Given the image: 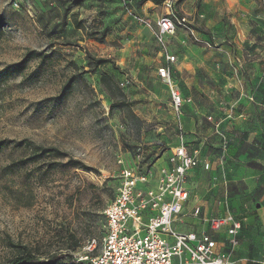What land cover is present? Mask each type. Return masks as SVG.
I'll list each match as a JSON object with an SVG mask.
<instances>
[{"label":"rangeland","instance_id":"obj_1","mask_svg":"<svg viewBox=\"0 0 264 264\" xmlns=\"http://www.w3.org/2000/svg\"><path fill=\"white\" fill-rule=\"evenodd\" d=\"M158 1L0 0V139L28 138L69 155L53 169L41 160L7 173L5 165L22 154L10 147L0 151V264L27 249L42 257L70 251L75 242L78 260L95 255L122 169L154 171L180 144L179 113L157 72L177 39L159 32L157 18L172 8ZM195 7L205 19L217 13L204 0ZM232 7L224 13L248 18L257 35L264 33V0L235 1ZM173 10L181 11L179 4ZM194 27L213 34L203 22ZM190 41L196 49L204 45L193 35ZM29 49L43 54L22 64ZM104 75L113 79L110 86ZM71 76L77 81L58 99ZM125 79L130 83L121 86ZM238 156L214 146L215 174L212 167L204 171L196 189L207 201V215L222 208L225 176L236 175L226 164ZM69 158L91 168L67 165ZM92 241L96 248L89 251Z\"/></svg>","mask_w":264,"mask_h":264},{"label":"crops","instance_id":"obj_2","mask_svg":"<svg viewBox=\"0 0 264 264\" xmlns=\"http://www.w3.org/2000/svg\"><path fill=\"white\" fill-rule=\"evenodd\" d=\"M196 1L184 0L179 8L186 14L194 13L196 22H203L213 33L196 29L195 38L204 42L202 48L191 46L190 35L183 29L166 36L177 39L174 48L169 49L177 56L171 65L172 74L183 94L191 99L180 118L181 137L188 150H200L203 159L189 173L190 197L183 207L184 216L174 225L181 232H211L202 217H221L231 212L242 221L239 245L231 252L226 230L222 229L211 232L219 249L230 253L232 264H264V33L257 35L248 18L224 13V8H233L234 2L240 0H204L207 7L217 11L207 19L195 7ZM220 92L228 95L225 98ZM238 103L245 105L241 111L233 109ZM209 116L221 121V128L230 136L229 149L240 155V160L226 164L236 175L225 176L226 199L212 215H207V201L200 200L196 190L203 172L209 170L204 167L205 161L212 162L214 146H220ZM169 156L156 166L155 175L170 165ZM215 164L211 165L212 176ZM197 207L201 209V219L192 215Z\"/></svg>","mask_w":264,"mask_h":264},{"label":"built area","instance_id":"obj_3","mask_svg":"<svg viewBox=\"0 0 264 264\" xmlns=\"http://www.w3.org/2000/svg\"><path fill=\"white\" fill-rule=\"evenodd\" d=\"M178 0H166L172 11L157 18L156 24L162 35L173 36L179 29L195 36L196 16L174 11ZM202 17V15H200ZM166 63L157 70L161 80L169 86L171 105L181 118L183 107L191 102L172 75L171 65L177 56L166 50ZM130 83L129 79L121 86ZM214 132L220 139L222 150H229L230 138L221 128V121H214ZM181 123V122H180ZM203 161L200 150L190 152L181 137V143L169 156V166L158 174L143 171L140 166H126L121 172V182L116 195L104 210V234L100 251L93 256L86 254L79 260L91 264H232L230 254L219 249L211 232L226 230V242L231 251L239 245L242 221L233 213L225 216L205 217L209 231L181 232L175 222L184 216L183 207L190 197L187 187L189 173ZM205 169L211 162L205 161ZM192 215L201 219V209H193ZM96 248L95 241L88 247Z\"/></svg>","mask_w":264,"mask_h":264},{"label":"trees","instance_id":"obj_4","mask_svg":"<svg viewBox=\"0 0 264 264\" xmlns=\"http://www.w3.org/2000/svg\"><path fill=\"white\" fill-rule=\"evenodd\" d=\"M183 1L184 0H178L177 4H181ZM158 2H161V0ZM4 26L5 20L3 16L0 15V30H2ZM41 54L43 53L38 52L35 49H29L21 63L24 64L34 58L41 57ZM45 58H47V56L42 57L41 60H44ZM97 62L101 64L106 62V60L98 59ZM76 81V77L71 76L62 86L57 98H64L67 93L71 90L73 84ZM103 81L107 86H110L111 82H113V79L108 75H104ZM114 106L122 105L117 103ZM8 147L13 150H18L22 154V156L17 159H14L9 164L5 165L4 170L7 173H12L27 164L38 163L41 160H48L46 161L48 169H53L56 168L58 164H60L59 159L66 158L69 156L67 152L61 150L59 147L39 144L28 138H24L17 141L13 139H0V151ZM66 164L76 168H91L82 161L73 158H69ZM79 246L80 243L75 242L69 247L70 251L50 253L46 257H42L41 253L39 252H34L33 250L27 249L10 259L8 264H91L89 261L78 260L74 256L73 252Z\"/></svg>","mask_w":264,"mask_h":264}]
</instances>
